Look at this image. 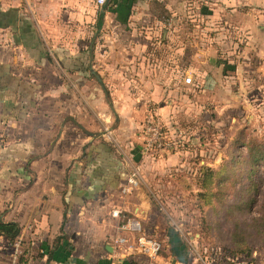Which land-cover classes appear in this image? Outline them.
Here are the masks:
<instances>
[{
  "label": "crops",
  "instance_id": "0c3cea01",
  "mask_svg": "<svg viewBox=\"0 0 264 264\" xmlns=\"http://www.w3.org/2000/svg\"><path fill=\"white\" fill-rule=\"evenodd\" d=\"M196 26L214 33L189 38ZM222 28L241 30L243 53L255 46L264 64V0H0V222L19 228L0 234V264L120 258L111 210L147 217L140 180L168 164H147L140 125L149 107L165 120L184 73L207 82L220 70L198 45H217ZM132 173L137 190L124 193ZM172 258L150 264H182Z\"/></svg>",
  "mask_w": 264,
  "mask_h": 264
},
{
  "label": "rangeland",
  "instance_id": "374dc122",
  "mask_svg": "<svg viewBox=\"0 0 264 264\" xmlns=\"http://www.w3.org/2000/svg\"><path fill=\"white\" fill-rule=\"evenodd\" d=\"M225 30H219L222 37L217 45H198L206 50L205 55H209L208 49L217 52L220 70L210 74L207 82L204 77L196 81L187 71L194 64L189 58L192 45H185L188 73L183 76L186 86L182 96L176 100L175 93L169 94L164 121L156 115L175 146L151 153L147 164H155L159 155L168 164L165 161L166 166L151 172L150 177L142 176L139 183L148 197L142 207L149 212L140 219L141 230L160 240L159 255L170 254L175 263L264 264V158L250 170L247 155H262L264 148V64L253 54L255 46H248L243 53L246 37L242 39L241 30ZM213 33L208 26L186 32L189 38H207ZM188 75L190 83L184 81ZM148 110L157 112L155 107ZM207 169H211L212 185L207 183L213 189L222 179L229 180L222 188L221 200L202 195ZM170 231L184 244L182 260L171 251ZM117 259L125 258L113 257L112 264ZM127 259L130 264L151 262Z\"/></svg>",
  "mask_w": 264,
  "mask_h": 264
},
{
  "label": "built area",
  "instance_id": "2783aa9c",
  "mask_svg": "<svg viewBox=\"0 0 264 264\" xmlns=\"http://www.w3.org/2000/svg\"><path fill=\"white\" fill-rule=\"evenodd\" d=\"M106 0H95L97 5H102ZM186 83L191 82V76H185ZM156 110H147L142 123L143 150L146 155L154 151L163 152L167 148L175 146V142L167 139L163 126L156 118ZM138 185V175L130 174L126 179V185L122 187L124 193L132 191ZM120 209L111 210L110 214L120 221L118 229L121 231L113 238L114 246L120 249V255L125 259L134 257L153 261L162 249L160 240L150 234L142 232L139 220L125 217ZM122 216V217H121ZM123 249V250H122Z\"/></svg>",
  "mask_w": 264,
  "mask_h": 264
},
{
  "label": "trees",
  "instance_id": "16d2710c",
  "mask_svg": "<svg viewBox=\"0 0 264 264\" xmlns=\"http://www.w3.org/2000/svg\"><path fill=\"white\" fill-rule=\"evenodd\" d=\"M263 152H264V148L262 151V155H259L258 153H254V152L247 153V155H249L248 162H250V164H248V165L250 167L249 168L250 170H252L253 166H255L259 161L261 162L262 158H264ZM210 170L211 169H207V176L204 173V175L202 177V183L204 184V191H203L202 195H206L208 193L210 195H214L215 199L221 200L222 188H225V183L229 180L225 181L224 179H222L221 182L217 183L216 188L213 189L207 183V181L211 182V185H212V180H211V176H210L211 173H209V172H211ZM251 172L252 171H250L249 174H251ZM253 182L254 181L251 179V186H254ZM18 232H19V228L15 223H13V222H8V223L0 222V234H3L4 236H6V238H8L10 241L13 240L17 236ZM170 234H171V236L169 238V243L171 245V250L177 256V258H180V260H182L181 259V257H182L181 252H183L184 244L179 240V237L176 236L175 233L170 231ZM233 254H236V252H233ZM126 260L124 261L125 264H130L129 261H126Z\"/></svg>",
  "mask_w": 264,
  "mask_h": 264
}]
</instances>
